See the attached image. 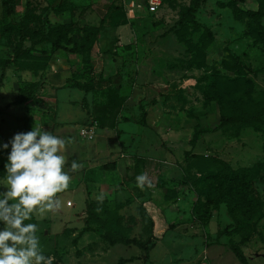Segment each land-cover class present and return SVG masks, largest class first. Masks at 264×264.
<instances>
[{
	"label": "rangeland",
	"instance_id": "rangeland-1",
	"mask_svg": "<svg viewBox=\"0 0 264 264\" xmlns=\"http://www.w3.org/2000/svg\"><path fill=\"white\" fill-rule=\"evenodd\" d=\"M198 1L176 25L196 0L154 13L120 0H19L11 15L0 0V143L33 128L72 141L60 153L72 177L62 207L33 215L53 264H264V118L195 136L223 115L264 110V0ZM25 6L41 23L20 16ZM73 21L97 35L32 45L39 28ZM23 22L30 51L15 58ZM30 82L35 97L20 101ZM111 100L115 126L99 127ZM146 158L158 168L145 172ZM141 173L152 187L136 186ZM109 234L147 240L150 261Z\"/></svg>",
	"mask_w": 264,
	"mask_h": 264
},
{
	"label": "clouds",
	"instance_id": "clouds-1",
	"mask_svg": "<svg viewBox=\"0 0 264 264\" xmlns=\"http://www.w3.org/2000/svg\"><path fill=\"white\" fill-rule=\"evenodd\" d=\"M71 142L33 128L0 143V152H7L0 177V264H53V257L41 248L38 225L30 221L34 213L45 216L62 207L58 194L68 190L72 177L60 153ZM80 166L75 160L71 163L72 171ZM136 186L152 187L147 173L136 177ZM95 198L103 203L105 196Z\"/></svg>",
	"mask_w": 264,
	"mask_h": 264
},
{
	"label": "trees",
	"instance_id": "trees-1",
	"mask_svg": "<svg viewBox=\"0 0 264 264\" xmlns=\"http://www.w3.org/2000/svg\"><path fill=\"white\" fill-rule=\"evenodd\" d=\"M164 0H161V6L163 4ZM19 3V0H2V7L7 15H11L14 11H16L17 5ZM199 7V1L196 0L195 4L192 7L187 8L184 12H182L180 18L176 22V25H182L184 23L190 22L191 20L194 19V14L197 12V9ZM27 7L23 9V11L20 13V16L22 18H25L27 22H30L34 25H37L41 23L43 20L40 15H35V14H30L27 15ZM257 12L254 11H247V15L250 16H255ZM20 34H19V42L20 46L16 48L14 57L19 58L23 55H26L30 51L29 48H24L22 46V43L24 42L26 38V23L23 22L22 27H21ZM39 37L35 39L32 42V45L34 43H40V42H48L50 43L53 47L55 48H62L63 46V41L68 39L70 34L72 33H78L82 39L85 40H91L94 38L97 33L98 29L95 27H88L85 25H82L78 22H69L66 24H59L53 27H50L47 31H44L42 28H39ZM71 52H82V48L79 47V45H76L73 43L72 47L68 49ZM7 62L3 64V69H6L7 67ZM5 73L4 71L1 74V80L4 78ZM86 84V83H85ZM84 83H76V87L81 89V90H86V85ZM91 84L93 87L98 84L97 81L91 80ZM36 87L37 84L36 82H30L28 84H25L23 87L19 89V96H20V101H27L31 100L35 97L36 93ZM114 108V102L111 100V105H105L103 108L100 109V114L95 116V121L97 122L99 127H114L115 126V116L113 112ZM264 118V110H259V111H253V112H243L240 115L236 116H221L219 119V122L217 125H215L211 129H206V130H200L195 132V136L197 134H203V133H210L219 129H222L226 126L233 125V124H239V123H247V124H258L260 123ZM144 166L148 169L151 164L154 165V167L158 168L159 163L157 161H152V160H147L145 159L143 161ZM4 164L5 163H0V177H2L3 171H4ZM225 175H229L230 179L233 181L236 180L235 176L233 175V172H228L225 173ZM245 199V198H242ZM251 198L249 199V201ZM33 223H36L35 217L33 216V220L30 221ZM113 241L119 242L124 245H134L136 246L140 251L142 255V260L144 261H150L149 259V254H148V243L147 240L145 239H137V238H127L123 235H108Z\"/></svg>",
	"mask_w": 264,
	"mask_h": 264
},
{
	"label": "built area",
	"instance_id": "built-area-1",
	"mask_svg": "<svg viewBox=\"0 0 264 264\" xmlns=\"http://www.w3.org/2000/svg\"><path fill=\"white\" fill-rule=\"evenodd\" d=\"M122 6L129 9H143L147 13L156 12L161 6V0H120Z\"/></svg>",
	"mask_w": 264,
	"mask_h": 264
},
{
	"label": "crops",
	"instance_id": "crops-1",
	"mask_svg": "<svg viewBox=\"0 0 264 264\" xmlns=\"http://www.w3.org/2000/svg\"><path fill=\"white\" fill-rule=\"evenodd\" d=\"M74 125V124H73ZM147 160H152V161H156V160H153V159H149V158H146ZM145 160V159H144ZM158 162V161H157ZM159 163V162H158ZM143 165H144V163H143ZM153 164H151L150 166H148L149 168L148 169H150L151 168V166H152ZM144 168H145V172H146V170H147V168H146V166H144Z\"/></svg>",
	"mask_w": 264,
	"mask_h": 264
}]
</instances>
